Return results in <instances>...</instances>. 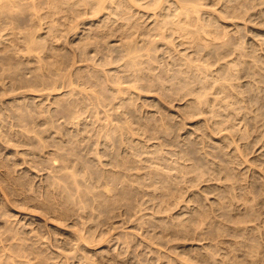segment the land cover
<instances>
[{
	"label": "rangeland",
	"instance_id": "obj_1",
	"mask_svg": "<svg viewBox=\"0 0 264 264\" xmlns=\"http://www.w3.org/2000/svg\"><path fill=\"white\" fill-rule=\"evenodd\" d=\"M0 264H264V0H0Z\"/></svg>",
	"mask_w": 264,
	"mask_h": 264
}]
</instances>
